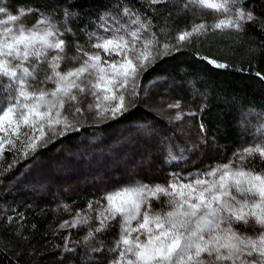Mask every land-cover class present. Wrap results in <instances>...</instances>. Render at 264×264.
<instances>
[{
	"label": "snow or ice",
	"instance_id": "snow-or-ice-1",
	"mask_svg": "<svg viewBox=\"0 0 264 264\" xmlns=\"http://www.w3.org/2000/svg\"><path fill=\"white\" fill-rule=\"evenodd\" d=\"M138 2L144 12L121 2L115 14L102 15L97 25L101 31L89 32L87 43L75 44L76 54L68 56L69 27L61 31L49 15L33 6L20 7L14 14L0 0V158L5 151L26 158L53 137L77 130L75 118L86 111L98 121L123 116L140 94L143 73L194 38L217 31L244 32L249 24L264 32V18L251 6L245 7L247 0ZM161 5L194 15L210 13L215 19L209 24L201 18L172 35L168 27L157 30L147 14L160 16ZM32 14L38 19L27 25L24 17ZM71 15L65 11L66 17ZM67 61L74 66L68 67ZM209 62L217 68L229 67ZM88 97L91 102L81 107ZM168 107L181 105L176 101ZM186 115L198 113L178 111L174 119L182 121ZM258 120L254 142L237 149L227 163L188 176L171 173L166 185H123L106 192L103 204L90 202L86 214L77 213L64 226H86L83 243L100 253L104 242L99 237L118 222V236L107 249L112 254L108 264H264V167H259L264 164V113ZM199 129L201 143H206L202 121ZM196 147L179 148L178 154L169 147L167 160H186L185 152ZM162 198L164 206L156 210L153 202ZM234 225L255 226L259 231L248 234ZM93 241L100 246H93Z\"/></svg>",
	"mask_w": 264,
	"mask_h": 264
},
{
	"label": "trees",
	"instance_id": "trees-1",
	"mask_svg": "<svg viewBox=\"0 0 264 264\" xmlns=\"http://www.w3.org/2000/svg\"><path fill=\"white\" fill-rule=\"evenodd\" d=\"M121 2L145 11L138 0H3L13 13L20 7L33 6L49 15L61 31L65 25L69 27L71 31L65 33V39L70 47L66 52L72 55L76 54L74 45L86 44L89 32L101 31L97 28L99 18L108 12L115 14L118 11L115 6ZM249 6L258 17L264 18V0H247L245 7ZM160 7L163 9L160 16L147 13L157 30L168 27L174 35L176 30L194 23L192 12L179 11L173 5ZM66 10L73 15L66 17ZM169 13L172 16L166 19ZM202 17L209 24L215 19L210 13H202ZM210 60L229 67L217 68ZM164 75L174 82L190 84L206 95L201 111L206 143H201L196 132L174 126L162 114L140 102L141 87ZM262 76L264 32L258 27L249 24L244 32L210 33L194 38L181 51L162 57L144 72L139 81L140 94L123 116L106 121L92 117L90 121L80 122L77 130L53 137L26 158L18 152L5 151L0 158V264H108L112 254L107 249L118 236V222L99 237L104 242V251L100 253L91 252L83 243L88 231L86 226H64L65 222L72 221L77 213L86 214L90 202L99 200L103 204L101 197L112 189L137 180L167 178L166 172L173 166L198 169L207 163L204 156L197 159L193 156L191 162L187 158L168 161L169 147L178 154L179 148L196 145L194 151H199L207 145L211 158L226 159L235 149L253 143L254 126L264 113ZM249 111L255 114V119L245 129L241 121ZM139 123L151 124L145 131L152 132L151 139L142 140L139 149L126 144L118 151L120 143L119 146L108 142L98 145L106 134L121 141L122 134L127 132L121 142L128 141L137 136L129 127ZM122 129L127 130L118 134ZM113 151L119 156L116 162L106 155ZM80 152L86 157L83 164L77 160L76 154ZM149 159L152 162L147 164ZM120 163L125 165L121 167ZM142 164L147 165L141 167ZM91 244L100 246L95 241Z\"/></svg>",
	"mask_w": 264,
	"mask_h": 264
},
{
	"label": "rangeland",
	"instance_id": "rangeland-1",
	"mask_svg": "<svg viewBox=\"0 0 264 264\" xmlns=\"http://www.w3.org/2000/svg\"><path fill=\"white\" fill-rule=\"evenodd\" d=\"M193 11H195V10H193ZM194 17H195V20H193L194 23H200L201 18L203 19L202 14L194 15ZM37 19H38V17L35 14H32L30 16H25L24 17V23H26L27 25H33V24H35ZM66 51H67V49H66ZM67 55L73 56L72 54H68V52H67ZM66 63H67L68 67L74 66L72 61H67ZM64 67H65V65H61L62 70ZM49 87H51V85H49ZM139 88H140V83H139ZM141 88L142 89H141V95H140V99H141L140 102H142L144 105L151 108L152 110L157 111L159 114H162L165 117V119L167 121H169L170 123H172L174 126L176 125L178 127L179 126L185 127L186 130L190 129L191 131L196 132V134H197L196 137H199V139L201 138L202 134H201L200 129H199V123L201 122V106H205V103L207 100L206 99L207 97L203 92H199L194 86H192L190 84L184 85V84H180L179 82L178 83L174 82L171 79H169L168 77H166L165 75L159 76V77L149 81L148 83H146ZM176 101L180 102V105H181L180 109L168 107L169 104H172ZM90 102H91V97L85 98L81 107L86 108L87 104ZM178 111H182L184 113L197 112L198 115L197 116H187L186 115L182 121H177L174 119V117L176 116V113ZM253 116H255V114L251 111H249V113H246L244 115L243 120L241 121V126L244 127L245 129L250 127L251 122L253 121V119H255ZM92 117H95L94 113L86 111L82 116H77L75 119L77 120L78 123H80V122L90 121V120H92L91 119ZM69 118L72 119V116L69 115ZM142 126L143 125L139 123V124H133L132 127H129V129H132L133 131L137 132V136L134 135L132 138H129L128 141H126V142H121V141L125 139L127 132L122 134V137H121L122 140L121 141L118 138H115V139L111 138V136L106 134L103 141L98 145L105 144L108 142V143H112V144L119 146V143H120L121 145L118 147V151L120 150L121 146L126 145V144H130L132 149H134V148L139 149L141 141L145 140V139H151V134H152V132H147V134H146V131H145V128L150 129L149 126H151V124L148 123V125L144 124V126L143 127ZM124 128H126V127H124ZM123 130L124 129L118 131V134L121 133ZM126 130L127 129H125L124 131H126ZM190 133H191L192 137H195L196 134H194V133L192 134V132H190ZM249 143L251 144V142H249ZM205 146H207V145L202 146L201 150H199L200 149L199 148L198 149L199 151L192 150V151H186L185 152V156L187 157L189 162H191L193 156L195 159H197L200 156H204L207 160V163H203V164H205L204 167L198 168V169L197 168L192 169L189 167H186L185 169H183V168L177 169L176 166H173L169 170V172H166L168 174L167 178H160V179H156L153 181L137 180V181H135V183L143 182L146 184L166 185L170 179L171 173H180L181 175L188 176L189 174H194L197 171L206 170L207 168H209L211 166H214L217 164H222V163H227L229 161V159L233 156V153L237 150V149H235V151L233 153H231V155L229 157H227L226 159H218V158H211V154L208 151V150H210V147L207 148ZM238 149H240V148H238ZM206 151H207V153H206ZM116 153H117V151H113L112 154L107 152L106 155H108V158L113 157L114 161L116 162L117 158H119V156H117ZM84 155L85 154H83L82 152H80V154H76V156L78 157L77 160L80 163H82L83 159L86 158ZM138 156L139 155H137V157ZM139 157L143 158L142 155ZM256 160H258V158H256ZM151 162L152 161L149 159V162H147V164L148 163L150 164ZM125 163L128 164L127 162H125ZM125 163H120L121 167H123L125 165ZM147 164H144V165L142 164L141 167L142 166L146 167ZM38 166H41V163H38ZM38 166L36 167L37 169H38ZM259 167H264V164L259 165ZM167 174H166V176H167ZM112 190H114V189H112ZM112 190H110V191H112ZM110 191H108V192H110ZM163 206H164L163 198L161 199L160 202H155V201L153 202V207L156 210H160ZM234 227H236L238 231L247 232L248 234H252L253 232L259 231V229L255 228V226H249L246 228L243 225H234Z\"/></svg>",
	"mask_w": 264,
	"mask_h": 264
}]
</instances>
